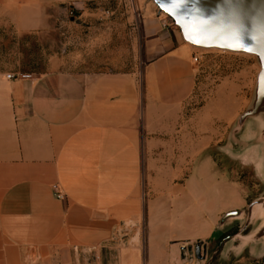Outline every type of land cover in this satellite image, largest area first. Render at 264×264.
I'll list each match as a JSON object with an SVG mask.
<instances>
[{"label": "crops", "instance_id": "crops-1", "mask_svg": "<svg viewBox=\"0 0 264 264\" xmlns=\"http://www.w3.org/2000/svg\"><path fill=\"white\" fill-rule=\"evenodd\" d=\"M112 1L128 6L127 0H0V29L48 32L53 21L65 23L52 14L56 7L86 28L114 15L104 8ZM130 8L136 36L126 66L93 59L90 68L83 57L60 54L40 73L20 72L29 79H8L17 72L0 66V264H26L30 255L40 264H72L75 254L103 249L141 220L148 251L168 264L181 243L209 239L224 213L250 202L242 186L216 172L211 157L196 162L211 137L184 110L196 89L195 48L149 0H133ZM102 25L88 28L92 45L120 61L115 45L128 35L116 22ZM149 165L194 168L183 182L174 180L177 169L155 181L144 201ZM207 182L213 197L204 192ZM247 250L252 255L249 248L241 252ZM125 254L119 253L123 264Z\"/></svg>", "mask_w": 264, "mask_h": 264}, {"label": "rangeland", "instance_id": "rangeland-1", "mask_svg": "<svg viewBox=\"0 0 264 264\" xmlns=\"http://www.w3.org/2000/svg\"><path fill=\"white\" fill-rule=\"evenodd\" d=\"M132 1L127 0L128 6L124 5L123 2H110L104 8L116 11L114 15L105 14L101 18H94L87 22L86 28H82L81 23L76 26L74 21L71 22L68 19V16L64 18L63 7H56L52 14H54L55 19L63 18L65 23L53 21L54 23L48 32L15 35L10 30L2 28L0 29V66L17 72L11 74H22L20 72L40 73L44 71L50 57L60 54L70 56L71 60L83 57L84 60L87 59V66L90 68H94L97 59L101 60L102 65H105L103 61H109L111 62L110 65L126 66L128 58L131 61L134 60L133 42L136 31L130 8ZM129 17L130 20H128ZM115 22L119 25L116 26V29L123 27L125 34L128 35L120 43L115 40L117 42L115 47L122 48V54L119 56L120 61L117 59L112 61L109 56L106 57L107 48L102 50L98 46L92 45V36L88 33V28L92 24L94 29H99L101 24L104 25H102L103 28H109L108 25ZM95 31L97 34V30ZM95 40L96 38L93 41ZM194 51L196 89L185 103L184 110L186 111V119L188 121L195 120L196 125L197 123L200 125L202 122L204 136L209 134L211 137L210 146L196 158V162L205 156L211 157L215 162V170L218 174L225 176L232 183L239 184L247 191L248 201L250 200L249 205L258 199L264 191V174L258 169L256 154L253 151V153L244 152L238 155L239 157L234 156V152L230 149L229 136L236 118L245 111L252 100L255 79L259 71L258 63L254 56L248 54L202 49H195ZM146 168L147 180L145 184L142 183L144 201L145 196L148 200L147 195L155 181L160 179L165 181L171 177L172 171L177 169L179 170L178 178H174V180L183 182L184 176L194 167L149 165ZM191 186L193 187H191L192 190L198 188L196 183H192ZM212 191L210 182L205 183L204 192L208 197H213ZM155 192L153 191V194ZM128 229L124 233L128 234L129 237H125V234L118 235L114 242L97 252L84 254L79 252L74 255L72 264H123L119 255L122 251L127 253L125 254L127 264H161L160 256L148 251L145 241L147 228L144 220ZM249 229L244 230L241 235L246 234ZM237 231V227H232L214 242L218 244L227 237L226 235ZM132 236H135L136 239H131ZM198 240L206 241L207 239L181 243L176 255L170 258L168 264H207L209 256L203 261H196L194 258L190 260L186 251L185 259L181 258L180 247L193 245ZM216 244H210L209 255ZM133 249L138 250L137 256L131 252ZM93 255L95 256L94 260ZM29 259H34V264H40V259L36 255H30ZM261 261L262 259L255 258L247 250L234 254L227 260L218 253L209 264H261Z\"/></svg>", "mask_w": 264, "mask_h": 264}, {"label": "water", "instance_id": "water-1", "mask_svg": "<svg viewBox=\"0 0 264 264\" xmlns=\"http://www.w3.org/2000/svg\"><path fill=\"white\" fill-rule=\"evenodd\" d=\"M149 1L159 14L172 21L183 41L195 49L248 54L256 58L259 71L252 100L236 118L229 143L235 157L253 151L258 169L264 174V0ZM256 207L258 212L254 211ZM232 227H237L238 231L223 238L208 255L210 244ZM247 228L249 231L241 238ZM246 248L255 258L264 256V191L246 208L224 213L209 239L180 247V254L184 260L187 251L189 259L196 261L209 256V264L218 253L226 258ZM92 257L94 260L95 256Z\"/></svg>", "mask_w": 264, "mask_h": 264}, {"label": "built area", "instance_id": "built-area-1", "mask_svg": "<svg viewBox=\"0 0 264 264\" xmlns=\"http://www.w3.org/2000/svg\"><path fill=\"white\" fill-rule=\"evenodd\" d=\"M194 61H196V59L194 58ZM21 78V79H29L30 78V75H27V74H8L7 75V78L8 79H15V78ZM57 198L58 199H63L64 197H63V195L61 194V193H58L57 194ZM29 260H33V261H30V262H28L27 264H34L35 262V260L34 259H29Z\"/></svg>", "mask_w": 264, "mask_h": 264}, {"label": "flooded vegetation", "instance_id": "flooded-vegetation-1", "mask_svg": "<svg viewBox=\"0 0 264 264\" xmlns=\"http://www.w3.org/2000/svg\"><path fill=\"white\" fill-rule=\"evenodd\" d=\"M236 231V230H235ZM232 234H234V232H231V233H229L228 235H226V236H230V235H232Z\"/></svg>", "mask_w": 264, "mask_h": 264}, {"label": "bare ground", "instance_id": "bare-ground-1", "mask_svg": "<svg viewBox=\"0 0 264 264\" xmlns=\"http://www.w3.org/2000/svg\"><path fill=\"white\" fill-rule=\"evenodd\" d=\"M254 211H255V212H258V207H256Z\"/></svg>", "mask_w": 264, "mask_h": 264}]
</instances>
